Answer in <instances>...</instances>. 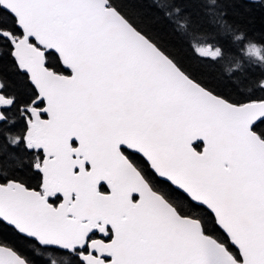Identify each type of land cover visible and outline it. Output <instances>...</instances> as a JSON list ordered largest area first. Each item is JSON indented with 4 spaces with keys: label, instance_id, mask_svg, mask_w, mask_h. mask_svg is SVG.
<instances>
[{
    "label": "water",
    "instance_id": "95a60500",
    "mask_svg": "<svg viewBox=\"0 0 264 264\" xmlns=\"http://www.w3.org/2000/svg\"><path fill=\"white\" fill-rule=\"evenodd\" d=\"M0 7L22 31L18 40L7 34L12 56L45 100L50 123L72 124L68 139L79 142L77 150L91 154L88 162L106 166L114 181L119 178L114 202L81 186L87 203L117 204L114 235L106 244L114 260L110 264H138L139 258L146 259L144 264H171L174 258L177 264H264V140L253 131L264 119V100L234 104L208 91L108 0H0ZM45 51L55 53L69 75L47 69ZM197 142L201 151L193 147ZM109 145L116 153L103 151ZM120 146L143 156L158 178L207 209L240 251L241 263L205 236L199 221L179 217L153 193L118 154ZM103 171L94 166L92 175L101 181ZM132 191L139 196L136 204L129 198ZM0 220L41 245L73 249L62 240L65 230L55 229L58 220L45 197L19 183L0 184ZM159 221L162 229L173 230L174 238L156 233ZM71 223L78 221L63 224ZM83 230L72 244L89 231ZM155 237H163L162 243L153 245ZM0 264L30 263L0 245Z\"/></svg>",
    "mask_w": 264,
    "mask_h": 264
},
{
    "label": "trees",
    "instance_id": "16d2710c",
    "mask_svg": "<svg viewBox=\"0 0 264 264\" xmlns=\"http://www.w3.org/2000/svg\"><path fill=\"white\" fill-rule=\"evenodd\" d=\"M108 1L181 71L208 91L234 104L264 100V60H254L251 51L255 48L264 57V0L256 3L245 0ZM14 25L15 18L0 7V30L15 34L18 29ZM1 41L0 38V82L3 85L0 92L5 98L14 99L13 107L25 106L33 97V90L10 56L8 41ZM204 44H209L208 48H217L219 56L209 58L197 54V47ZM53 56L46 65L67 73L57 55ZM11 117L18 119V116ZM253 131L264 140V119L253 126ZM201 146L199 142L194 144L198 151ZM7 148L10 150L0 137L1 169L16 167L22 159L8 144ZM138 158L133 156L131 161L146 182L180 213L200 220L202 229L207 234L218 235L229 252L238 258L237 251L229 245L212 214L181 192L171 190L167 182L156 179L148 164ZM0 245L10 247L30 264H81L60 250L37 245L36 241L1 221Z\"/></svg>",
    "mask_w": 264,
    "mask_h": 264
},
{
    "label": "flooded vegetation",
    "instance_id": "af4514ba",
    "mask_svg": "<svg viewBox=\"0 0 264 264\" xmlns=\"http://www.w3.org/2000/svg\"><path fill=\"white\" fill-rule=\"evenodd\" d=\"M14 26L18 29L15 34L0 30V38L3 41L6 39L10 45V56H12L13 50L12 39L9 38L7 34H10L14 40H18L22 36V31L16 26V22ZM53 54L55 53L45 51V64L48 59L51 60V58H54L55 55L53 56ZM14 62L16 61L14 60ZM46 68L58 74L69 75L68 70L67 73L55 71L48 64ZM25 75L28 85L33 90V97L25 106L13 107L14 99L11 97L5 98L3 93L0 92V114L3 117L0 121V137L3 138L6 149H8V144V146L16 150L15 153H19L23 159H20L16 167L0 168V184H8L10 182L19 183L28 190L37 191L40 197H45L47 205L52 209L55 218L58 220L55 229L60 228L65 230L62 240L64 243L71 245L73 249L67 250L55 246H44L33 239L36 241L37 245L60 250L71 257H75L81 264H87L83 261L84 258H88L93 264L113 263L112 254L106 248V244L112 240L114 235L113 227L118 217V215H116L117 204L109 207L106 205L105 201H95L94 203L90 201V203H87L81 186L88 193L93 190L96 197L105 198L106 200L114 202V198L117 199L118 194V185L115 183L119 181V178L114 181L111 171L106 166L98 162H88L87 157L90 160L91 154L88 152V156H86V154H82L77 150L79 149V142L76 141V139H68L69 134L72 132V124L50 123L49 116L44 112L45 100L39 98L35 87L30 83L27 74ZM2 87L3 85L0 82V89H2ZM8 113H10V116ZM11 116H18V119L15 120ZM86 144L88 145V143ZM88 150L93 151L91 148H86L84 151ZM103 151H107L111 154L116 153L112 145L107 146ZM120 153L127 158L135 169L136 166L131 161L133 156L139 157L145 164H148L143 156H140L129 148L122 146L118 147V154ZM9 154L11 153L9 152ZM94 166H103L104 171L99 174L103 180L97 181V179L93 177L92 172ZM118 174L119 167L117 165L114 175ZM106 175H108V177H106ZM82 177L86 178L83 180ZM155 178L165 181L157 176ZM146 183L153 193H157L164 198V196L153 189L148 182ZM168 184L171 190L178 191L170 183ZM48 185L50 186L45 189L44 187ZM92 185H94L95 188H93ZM129 198L131 204H136L139 200L136 191H132ZM164 199L175 208L179 216L183 218L188 217L180 213L166 198ZM120 207L123 206L120 205ZM63 216L65 219H63ZM60 218H62V220H59ZM122 218H125V215H122ZM68 220H76L78 224H63ZM0 221L6 226L16 230L11 225L4 223L2 220ZM198 221L200 222V220ZM80 229L82 232H85L83 229H89V231L84 237L77 240L75 244H72L71 238L77 239L76 232L80 231ZM161 230L174 238L175 234L172 229ZM202 232L225 246L218 235L207 234L204 229H202ZM184 238L182 234L179 236L181 244ZM162 239L163 237H160V241ZM185 253H187V251H185ZM232 258L235 263H241L242 261L235 255H232ZM145 261L146 259L139 258L136 263L144 264ZM152 261L155 262L156 258H153ZM178 261L177 258H174L171 264H177ZM156 264H166V261H158Z\"/></svg>",
    "mask_w": 264,
    "mask_h": 264
},
{
    "label": "rangeland",
    "instance_id": "374dc122",
    "mask_svg": "<svg viewBox=\"0 0 264 264\" xmlns=\"http://www.w3.org/2000/svg\"><path fill=\"white\" fill-rule=\"evenodd\" d=\"M209 44H204V45H200L197 47V51L196 53L201 55V56H204V57H209V58H217L219 56V51L217 48H209L207 49V47ZM252 51V55H254V60L256 61H263L264 60V57L262 54V52L256 50L255 48H252L251 49ZM264 82V81H263ZM24 236V235H23ZM5 246V245H4ZM10 248V247H9Z\"/></svg>",
    "mask_w": 264,
    "mask_h": 264
},
{
    "label": "bare ground",
    "instance_id": "6f19581e",
    "mask_svg": "<svg viewBox=\"0 0 264 264\" xmlns=\"http://www.w3.org/2000/svg\"><path fill=\"white\" fill-rule=\"evenodd\" d=\"M55 167H56V165H55ZM66 197V196H65ZM67 198V197H66ZM70 211V210H69ZM79 214V213H78Z\"/></svg>",
    "mask_w": 264,
    "mask_h": 264
}]
</instances>
